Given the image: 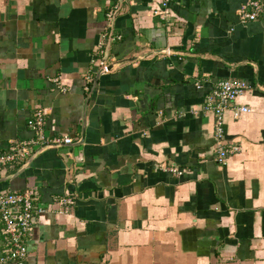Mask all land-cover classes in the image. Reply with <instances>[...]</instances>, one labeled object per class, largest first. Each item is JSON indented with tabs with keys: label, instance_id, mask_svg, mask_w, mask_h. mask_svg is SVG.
I'll return each mask as SVG.
<instances>
[{
	"label": "crops",
	"instance_id": "obj_1",
	"mask_svg": "<svg viewBox=\"0 0 264 264\" xmlns=\"http://www.w3.org/2000/svg\"><path fill=\"white\" fill-rule=\"evenodd\" d=\"M251 1L168 0L162 19V0H0V155L37 138L38 109L45 141L30 156L78 142L95 75L115 64L88 100L83 142L0 184L46 211L9 264H264V13L238 17ZM228 79L247 89L223 114L240 150L221 166L204 107ZM5 241L0 221V257Z\"/></svg>",
	"mask_w": 264,
	"mask_h": 264
},
{
	"label": "built area",
	"instance_id": "obj_2",
	"mask_svg": "<svg viewBox=\"0 0 264 264\" xmlns=\"http://www.w3.org/2000/svg\"><path fill=\"white\" fill-rule=\"evenodd\" d=\"M167 2L168 0H162L161 11L156 12L162 19H166L167 16ZM262 5L259 0L251 1L249 9L238 13L239 19L242 22L256 20L259 14L264 13ZM111 17L112 13L110 12L108 18L110 19ZM246 89L247 86L243 81L230 79L219 81L210 95L211 97L205 103L204 109L211 111L214 115L213 140L216 152L215 161L218 165H224L229 157L240 150L239 146L234 143H226L224 140L223 114L234 104L237 98L244 94ZM247 112H249L247 107L235 108L234 118L237 119L241 114ZM28 125L35 132L37 138L14 146L8 152L0 155V167L20 165L30 156L32 149L35 148L33 146H41L44 143L45 138L42 135L43 114L41 110L38 109L34 113ZM70 143V139H63L61 142L53 140L51 144ZM34 200L35 197L32 190L19 193L11 191L0 192V221L6 237L5 254L0 257V264L20 262L27 257L26 239L34 229L37 216L46 212L41 207H36ZM72 204L73 200L69 197L59 198L60 213H67Z\"/></svg>",
	"mask_w": 264,
	"mask_h": 264
},
{
	"label": "water",
	"instance_id": "obj_3",
	"mask_svg": "<svg viewBox=\"0 0 264 264\" xmlns=\"http://www.w3.org/2000/svg\"><path fill=\"white\" fill-rule=\"evenodd\" d=\"M106 57H107V52L105 53L104 55V58L102 60V64L105 63L106 61ZM120 64L117 63V66H119ZM115 64H111L109 66H107L106 68L105 67H101L98 72L96 73L95 75V79L92 83V87L90 89V92L89 94L87 95L86 99H85V103H84V112H83V123H82V134H81V137L80 139L78 140V142L74 143L75 145H79L83 142V139H84V127H85V111L87 109V103H88V100L89 98L91 97L92 95V92L94 91L95 89V86L97 85V82H98V79L99 77L104 74L105 72H110L113 68H114ZM73 143H70V144H50V145H45L41 148H39L37 151H35L30 157L29 159H27L19 168H17L15 170L14 173H11L5 177H2L0 178V184L2 183H6V182H9L11 180H13L15 177H17L18 175H20L21 173H23L25 171V169H27V167L32 163V161L37 158L39 155H41L42 153L48 151V150H51V149H59V148H69V147H72L74 146Z\"/></svg>",
	"mask_w": 264,
	"mask_h": 264
}]
</instances>
